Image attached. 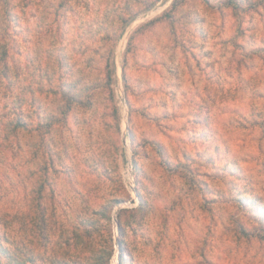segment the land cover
<instances>
[{"label": "rangeland", "instance_id": "rangeland-1", "mask_svg": "<svg viewBox=\"0 0 264 264\" xmlns=\"http://www.w3.org/2000/svg\"><path fill=\"white\" fill-rule=\"evenodd\" d=\"M120 238L125 264H264V0H0V264Z\"/></svg>", "mask_w": 264, "mask_h": 264}, {"label": "trees", "instance_id": "trees-1", "mask_svg": "<svg viewBox=\"0 0 264 264\" xmlns=\"http://www.w3.org/2000/svg\"><path fill=\"white\" fill-rule=\"evenodd\" d=\"M47 181H48L47 178L42 181V183L40 184V189L41 187L45 186ZM42 202H43V196L32 194V196L30 197V204L32 205V207L34 208V212L36 213V216L34 217V219L36 220L40 228L39 235L41 238H46L49 236L48 235L49 234V230H48L49 219L46 217L45 208ZM137 211L138 210H129V209L120 210V212L118 213V226H119L121 235H123L124 233L125 226L131 223V220H129L130 218L129 219L127 218V215L132 217L133 215L137 213ZM120 241L122 245V251L120 253L119 264H125L128 254L127 252H125L126 248L123 246V242L121 238H120ZM111 254H112L111 250L107 251L105 255H103L101 258H97L95 260V264H110L111 256H112Z\"/></svg>", "mask_w": 264, "mask_h": 264}, {"label": "bare ground", "instance_id": "bare-ground-1", "mask_svg": "<svg viewBox=\"0 0 264 264\" xmlns=\"http://www.w3.org/2000/svg\"><path fill=\"white\" fill-rule=\"evenodd\" d=\"M120 262V250H118L115 255L113 256V263L112 264H119Z\"/></svg>", "mask_w": 264, "mask_h": 264}]
</instances>
